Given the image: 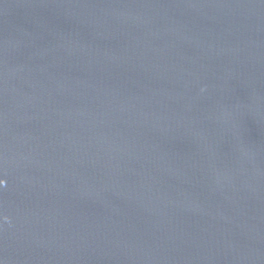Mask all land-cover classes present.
<instances>
[{"label":"water","instance_id":"1","mask_svg":"<svg viewBox=\"0 0 264 264\" xmlns=\"http://www.w3.org/2000/svg\"><path fill=\"white\" fill-rule=\"evenodd\" d=\"M0 264H264V0H0Z\"/></svg>","mask_w":264,"mask_h":264}]
</instances>
